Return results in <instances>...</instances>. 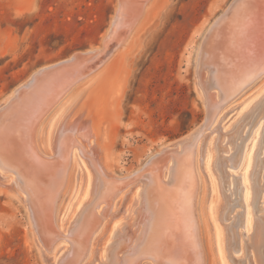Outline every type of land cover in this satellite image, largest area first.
<instances>
[{
	"label": "rangeland",
	"instance_id": "1",
	"mask_svg": "<svg viewBox=\"0 0 264 264\" xmlns=\"http://www.w3.org/2000/svg\"><path fill=\"white\" fill-rule=\"evenodd\" d=\"M243 1L240 6L234 7L231 17L218 24V30L212 32L214 37L211 35V38L208 28L222 12V8L228 6L229 0H154L155 7L149 22L138 34V38H132L135 27L144 16V8L131 30L124 32L121 22L117 24L121 25V30L113 24L117 28L114 32L111 21L118 0H0V105L38 68L68 58L74 53L81 55L78 51H84L82 54L98 51L80 68L84 72L81 73L86 78L104 65L105 73L95 83L81 87L73 94L71 112L74 117L81 113L85 120L91 119L98 125L99 143L103 144L105 151L101 150V155L105 156L108 175L118 184L114 185H125L123 190L129 191L144 171H151L152 175L158 172V165H162L163 160L166 162L169 154L176 155L177 142L196 130L217 135L216 174L219 184L221 183L219 188L224 214L222 222L232 225L238 235V243L233 242L231 245V242L228 253L232 264H236L237 260L241 264H251L254 255L252 253L256 254V250L252 252V247L247 244L255 240L252 235L247 240V234L253 228L248 229L244 222L247 217H251L253 222L264 219V88L257 86L250 89L237 101L226 105L218 123L205 130V105L198 92V76L201 85L204 70L199 69L197 74L196 67V53L202 48V44L207 52L213 45L218 47L217 51L222 45L220 52L223 54L228 51L225 57L233 59L229 53L230 47L228 50L221 43L219 46L215 45V34L220 33L223 26L229 23L231 26L237 23V30L246 25L244 32L238 30L235 33L238 34V40L232 45L234 51L246 49L245 53L247 50L249 53L253 49L251 47L255 42V34L252 26L249 28L252 24L247 22V16L258 12L257 15H251L253 21L257 19L264 22V13L261 14L264 11V7H261L264 6V0L261 1L262 4L254 3L255 7L248 3L251 0ZM254 9L257 11L253 12ZM107 30L110 33L113 30L114 34L109 36ZM248 31L252 33L248 34ZM260 37L259 44L256 42L259 49L264 46V32ZM240 43L243 46H239ZM222 54L220 55L223 56ZM238 54L240 57L239 52ZM228 58L224 62L230 65L232 61L228 63ZM78 61L71 64L74 67L78 65L77 70L71 67L76 73L78 70L80 73L78 68L82 62L79 59ZM230 67L234 68L236 74L241 68L238 65ZM206 97L209 98V93ZM256 105L255 116L246 123L248 118H242L248 114L249 108ZM18 107L19 101L0 113V131L4 129L0 132L1 163L15 168L21 165V157L29 159L23 151L26 139L22 140L23 136L10 124L11 118L18 112ZM242 107L244 109L240 113ZM6 128L9 130H5ZM191 142L192 140L185 141L179 145V154H184ZM247 143L249 147L253 145L249 167L241 164ZM97 146L98 144L93 145L90 151H96ZM162 148L163 151L159 152ZM240 152L242 156L237 160ZM28 161L31 162L30 159ZM244 172H247L249 192L254 202L252 207L245 204L241 193ZM258 180L263 181L262 186ZM0 184V264H44L42 254L32 238L33 230H36L34 223L33 227L30 224L33 221L31 212L28 214L25 202L13 194L16 187L13 183L6 182L3 173H0ZM24 194L27 196L28 193ZM204 235L200 231L204 264H212ZM261 240L264 243L261 238L258 243L261 246L259 253L262 255L264 248ZM240 241L244 248L236 249V244L239 245ZM50 253L47 252V255Z\"/></svg>",
	"mask_w": 264,
	"mask_h": 264
},
{
	"label": "bare ground",
	"instance_id": "2",
	"mask_svg": "<svg viewBox=\"0 0 264 264\" xmlns=\"http://www.w3.org/2000/svg\"><path fill=\"white\" fill-rule=\"evenodd\" d=\"M261 1L251 0L248 3L252 6L254 3L257 5V2L262 4ZM146 2L148 3L147 0H118L111 25L117 26L118 23L123 22L121 23L123 31L128 32L139 19L144 8V16L132 34V38H138V34L149 22L150 14L155 7L154 0H150L144 7ZM243 2V0H229L228 6L222 8V12L208 28L209 32H207L211 38L218 24L227 17H231L234 7L240 6ZM261 7L264 6L261 5ZM254 11L257 10L254 9ZM254 14L257 15L258 12ZM254 14L247 16L249 18L247 22L252 24L249 28L252 26L255 34V44H252L253 49L249 53L248 50L245 53L246 49L234 51L232 47L234 41L238 40L236 36L238 34L235 35L239 30H237V23H234V26L226 23L222 31L215 34V45L219 46L221 43L228 50L230 47L229 53L232 54L233 59L225 57L228 51L224 52V55L220 52L222 45L218 51V47L213 45L215 49L210 47L207 52L202 44V48H199L196 53L197 74L199 69L204 70L201 85L198 76V92L205 105V122L203 123L205 130L218 123L226 105L237 101L250 89L257 86L264 88V46L262 45L259 49L260 46L257 45L259 44L258 39L264 32V22L257 21V19L253 21ZM120 26L117 27L121 30ZM245 26L243 25L239 32L241 30L244 32ZM114 27L115 32L117 28ZM111 31L114 34L113 30ZM111 33L109 32V36L113 35ZM241 43L239 46H243ZM96 52L98 51H87L84 54L81 52V57L74 53L64 60L38 68L0 105L1 113L5 112L14 102L19 101L18 112L11 118L10 124L19 135L23 136L22 140L26 139L23 151L31 162L26 157H21V165L15 168L3 165L0 157V173L5 175L6 182L15 185L13 194L25 202L26 209L29 210L28 214L31 212L33 216L30 224L31 227L35 225L36 231L33 230L32 238L42 254L43 263L204 264L201 231L206 236L208 244L206 247L210 251L212 264H232L228 253L229 244L238 243L236 240L238 235L232 225L222 222L224 214L219 188L221 183L219 184L216 174L217 135L196 130L177 142L176 151L173 149L176 155L169 154L166 162L162 159L165 163L161 165L159 162L161 166L158 165V168L159 166L161 168L156 167L158 172L152 175L150 170V172L144 171L129 191L123 190L125 185L115 186L116 181L114 182L108 175L105 156L101 155L104 146L99 143L98 125L91 119L85 120L81 113L74 117L71 112L73 94L81 87L95 83L102 73H105L104 65L97 72L84 78L85 74L80 69L84 67L87 59L95 56ZM225 58L229 59L228 63L232 61L230 65L241 66L239 73L236 74L234 68L226 64V61L224 62ZM78 59L82 61L78 68L80 73L79 70L77 71L79 74L71 68L74 61L79 62ZM63 61H67V64L61 65ZM69 65L71 66L68 67ZM74 66L73 68H76L78 65ZM107 66L110 64L106 65V68ZM82 77L84 79L81 80ZM207 93H209V98L206 97ZM241 102L242 100L239 103ZM256 107L257 105L249 108L248 114L242 118H248L246 123H249L251 117L255 116L256 109L254 108ZM243 109L244 107L241 108L240 113ZM190 140L192 142L188 145L189 149L185 150L184 154H179V145ZM95 144H98V149L90 151ZM3 146L5 148V145ZM252 147L253 145L249 147L247 143L243 156L240 152L239 159H237L240 160L242 156L241 164L247 167L250 164ZM149 164L145 165L149 166ZM20 166L24 168L21 169ZM153 170L154 168L152 172ZM258 183L262 186L263 181L258 180ZM243 184L241 193L245 204L252 207L254 202L249 192L247 172H244ZM24 192L28 193L27 196ZM247 213L249 214L248 209ZM244 223L248 229L253 228L252 232L247 234V240L251 237L255 240L247 244L252 247V252L256 250V254L252 253L255 256L253 255L249 261L251 264H264V249L261 255V252L259 253L261 246L258 243L260 238L264 241V219H257L253 222L251 217H247ZM261 244L264 248V243ZM241 247L240 241L239 245L236 244V249ZM47 252L51 253L47 255ZM236 264L241 263L237 260Z\"/></svg>",
	"mask_w": 264,
	"mask_h": 264
},
{
	"label": "water",
	"instance_id": "3",
	"mask_svg": "<svg viewBox=\"0 0 264 264\" xmlns=\"http://www.w3.org/2000/svg\"><path fill=\"white\" fill-rule=\"evenodd\" d=\"M104 44V43H103ZM86 51V50H85ZM78 52H84V51H78ZM79 54V53H78ZM80 55V54H79ZM80 57H81V55H80ZM64 60V59H63ZM67 61H63L62 63H60L61 65H66L67 63H66Z\"/></svg>",
	"mask_w": 264,
	"mask_h": 264
}]
</instances>
